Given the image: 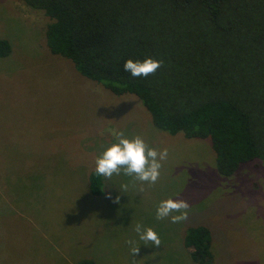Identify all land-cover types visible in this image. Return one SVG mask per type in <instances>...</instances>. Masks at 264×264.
I'll use <instances>...</instances> for the list:
<instances>
[{
  "label": "rangeland",
  "instance_id": "obj_1",
  "mask_svg": "<svg viewBox=\"0 0 264 264\" xmlns=\"http://www.w3.org/2000/svg\"><path fill=\"white\" fill-rule=\"evenodd\" d=\"M51 22L24 0H0V39L12 46L0 57V264H198L185 235L199 225L212 235L208 264H264V160L220 174L209 138L161 130L136 95H116L53 54ZM119 131L168 157L154 184L121 170L94 194L96 159ZM168 198L188 201L187 220L157 219ZM137 223L161 245L145 244Z\"/></svg>",
  "mask_w": 264,
  "mask_h": 264
},
{
  "label": "trees",
  "instance_id": "obj_2",
  "mask_svg": "<svg viewBox=\"0 0 264 264\" xmlns=\"http://www.w3.org/2000/svg\"><path fill=\"white\" fill-rule=\"evenodd\" d=\"M24 1L52 19L53 54L116 95H136L161 130L209 138L220 174L264 160V0ZM11 51L0 39V57ZM149 56L164 62L154 74L124 71ZM90 179L98 194L102 176ZM211 245L208 227L187 228L193 261L208 264Z\"/></svg>",
  "mask_w": 264,
  "mask_h": 264
},
{
  "label": "clouds",
  "instance_id": "obj_3",
  "mask_svg": "<svg viewBox=\"0 0 264 264\" xmlns=\"http://www.w3.org/2000/svg\"><path fill=\"white\" fill-rule=\"evenodd\" d=\"M163 60L151 56L143 60L129 58L124 63V71L132 77H148L154 74L162 65ZM116 140L96 159V173L110 179L114 174L119 175L123 170L126 176L134 177L141 182L154 184L160 176L162 161L168 157V149L162 151L149 146L142 136L127 137L123 131L113 132ZM127 190V185H122ZM119 197H117V200ZM189 203L180 198H168L160 202L157 208V219L171 216L172 223L183 222L188 217ZM173 213H176L173 215ZM135 231L142 241L151 245H161L158 233L151 227L145 229L137 223ZM129 243H132L129 241ZM139 247L134 246L132 253H138Z\"/></svg>",
  "mask_w": 264,
  "mask_h": 264
},
{
  "label": "crops",
  "instance_id": "obj_4",
  "mask_svg": "<svg viewBox=\"0 0 264 264\" xmlns=\"http://www.w3.org/2000/svg\"><path fill=\"white\" fill-rule=\"evenodd\" d=\"M76 222V221H75Z\"/></svg>",
  "mask_w": 264,
  "mask_h": 264
}]
</instances>
